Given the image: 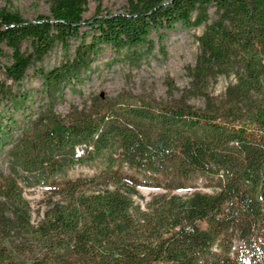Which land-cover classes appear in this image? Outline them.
Returning a JSON list of instances; mask_svg holds the SVG:
<instances>
[{"label": "trees", "instance_id": "16d2710c", "mask_svg": "<svg viewBox=\"0 0 264 264\" xmlns=\"http://www.w3.org/2000/svg\"><path fill=\"white\" fill-rule=\"evenodd\" d=\"M85 2L51 0L50 16L34 21L0 10V44L12 50L3 71L21 86L56 45L81 39L56 66L37 68L42 107L33 91L0 85L11 104L0 108V264H264V0H128L127 13L84 21ZM177 24L203 27L184 99L122 89L56 112L103 47L136 61L153 30ZM76 165L93 170L66 175ZM196 178L213 190L177 193ZM30 188H46L37 219ZM142 188L159 192L143 202Z\"/></svg>", "mask_w": 264, "mask_h": 264}, {"label": "rangeland", "instance_id": "374dc122", "mask_svg": "<svg viewBox=\"0 0 264 264\" xmlns=\"http://www.w3.org/2000/svg\"><path fill=\"white\" fill-rule=\"evenodd\" d=\"M51 0H0V10L5 12L18 13L22 19L34 21L40 16H50ZM85 9L82 19L89 20L93 17H100L108 14L127 13L128 0H86L83 5ZM203 27L188 29L177 24L175 29H161L158 33L154 30L149 35L153 41L152 48L143 51L140 59L133 61L124 57V50L114 53L110 47H103L100 55L92 62V73L83 77V81L75 83L74 86H67L63 90L62 100L56 105V112L65 115L70 107L76 105L82 107L85 103H90L91 95L107 94L108 96L116 95L120 90L125 89L135 94L149 95L157 102H172L184 99V90L189 87L190 79L188 77V68L195 64L199 55L197 35L201 34ZM81 33L88 32L86 42H89L93 30L84 25ZM159 34H161L159 36ZM81 39L72 38L69 42V48L65 49L58 44L46 55L43 61L34 63L28 71V78L24 80L22 86L9 80L5 76L2 65L9 64L10 50L6 45L0 44V85L10 88L11 93H18L20 89L34 92V108L42 107L47 102V95L44 92L42 81L36 73L37 68L50 69L56 66L64 58L71 56L75 47ZM22 51H28L29 42L25 41L21 47ZM228 80L224 77L213 86L214 94L223 92ZM5 90V89H2ZM1 92V91H0ZM0 108L6 111L11 109V104H6V99H1ZM187 103L194 106H201L202 102L197 97L186 98ZM25 113H16L20 121L25 119ZM29 114V113H28ZM27 115V114H26ZM0 165L7 167V157L2 156ZM93 168L76 165L69 169L68 176L75 177L77 174H87L92 172ZM194 189L187 191H177L178 194H188L196 189L211 192L210 188L204 187L200 178L193 181ZM46 188L26 189L24 196L32 206V217L37 219L43 211L44 200L46 197ZM141 195L143 202L149 200L153 192L159 190L142 188Z\"/></svg>", "mask_w": 264, "mask_h": 264}]
</instances>
